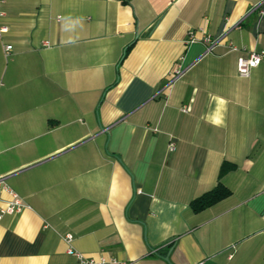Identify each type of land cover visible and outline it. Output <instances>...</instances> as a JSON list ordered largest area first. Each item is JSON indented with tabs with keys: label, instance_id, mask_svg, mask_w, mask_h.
Segmentation results:
<instances>
[{
	"label": "crops",
	"instance_id": "0c3cea01",
	"mask_svg": "<svg viewBox=\"0 0 264 264\" xmlns=\"http://www.w3.org/2000/svg\"><path fill=\"white\" fill-rule=\"evenodd\" d=\"M260 1L4 0L0 264H264Z\"/></svg>",
	"mask_w": 264,
	"mask_h": 264
},
{
	"label": "built area",
	"instance_id": "2783aa9c",
	"mask_svg": "<svg viewBox=\"0 0 264 264\" xmlns=\"http://www.w3.org/2000/svg\"><path fill=\"white\" fill-rule=\"evenodd\" d=\"M257 8L260 10L261 13H264V0H261L260 3L257 5ZM6 15V12L4 10V0H0V36L3 35L5 32L8 31V27L3 23V19ZM205 41L209 43H213V41L209 38L206 37ZM212 45L208 48V50H212ZM13 47L12 45H6L5 46V53L7 55L10 54L12 51ZM232 50H238L237 47L233 46L231 47ZM263 58V53H257V52H252L250 53L249 56L247 57H240L238 59L237 63V68H238V73L242 77H247L250 75V72L253 68L257 67ZM184 111L187 109L184 108ZM170 149L174 150L175 145L171 144ZM5 189L10 192L12 195V200L7 203V206L1 210V215L4 213L8 214H13L22 211V209L25 207L24 202L22 199L14 192L10 187H8L5 183V177L0 176V190ZM71 235H68V239L71 240ZM70 255H73L77 257L82 264H104V260H96L93 258H88L86 257L83 253L75 250L74 248H69L67 251ZM204 264V263H201Z\"/></svg>",
	"mask_w": 264,
	"mask_h": 264
},
{
	"label": "trees",
	"instance_id": "16d2710c",
	"mask_svg": "<svg viewBox=\"0 0 264 264\" xmlns=\"http://www.w3.org/2000/svg\"><path fill=\"white\" fill-rule=\"evenodd\" d=\"M235 168L236 164L234 163L228 161H224L222 163L217 185L191 201V207L195 212L206 209L213 204L227 198L231 194V190L223 184L222 178L226 173L234 170Z\"/></svg>",
	"mask_w": 264,
	"mask_h": 264
},
{
	"label": "water",
	"instance_id": "95a60500",
	"mask_svg": "<svg viewBox=\"0 0 264 264\" xmlns=\"http://www.w3.org/2000/svg\"><path fill=\"white\" fill-rule=\"evenodd\" d=\"M166 261H170L169 257H168V258H166Z\"/></svg>",
	"mask_w": 264,
	"mask_h": 264
}]
</instances>
